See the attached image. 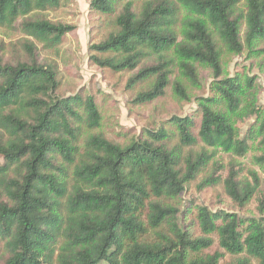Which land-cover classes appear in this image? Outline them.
I'll return each mask as SVG.
<instances>
[{
	"label": "trees",
	"instance_id": "trees-1",
	"mask_svg": "<svg viewBox=\"0 0 264 264\" xmlns=\"http://www.w3.org/2000/svg\"><path fill=\"white\" fill-rule=\"evenodd\" d=\"M64 1L0 0V29L22 37L23 53L6 59L0 41V264H264V198L252 218L196 206L193 232L171 204L206 170L197 189L221 183L238 210L257 194L256 173L242 179L237 165L216 160L247 155L251 138L233 122L256 87L251 77L222 79L218 43L240 54L243 26L248 48L264 44V0H244V11L240 0H89L112 28L89 46V61L130 74L127 89L152 81L133 105L169 86L186 100L170 82L175 68L192 85L196 66L215 79L193 118L171 116L169 128L125 142L99 133L93 96L62 95L57 65L41 61L72 31L46 16Z\"/></svg>",
	"mask_w": 264,
	"mask_h": 264
},
{
	"label": "rangeland",
	"instance_id": "rangeland-1",
	"mask_svg": "<svg viewBox=\"0 0 264 264\" xmlns=\"http://www.w3.org/2000/svg\"><path fill=\"white\" fill-rule=\"evenodd\" d=\"M89 0H65L55 12L46 14L52 23L62 24L72 28L64 40L57 55L41 56V61L54 62L58 68L61 81V94L70 96L74 94L91 95L96 101L101 113V127L98 132L107 139L128 141L140 133L143 128L155 129L159 126L169 128L166 124L171 116L194 117L198 111L199 98L214 96L211 87L215 79L212 72L203 66H196V85L189 83L178 69H173L170 82H179L185 89L187 99H178L169 86L163 98L151 104L133 105L132 100L140 93L150 88L152 81L145 82L137 87L127 89L126 83L130 76L128 73H112L110 70L99 69L89 61L91 44L100 42L112 32L110 24L101 18L97 12L89 7ZM245 1L240 0L239 10L244 11ZM244 27L241 28L243 50L240 54L228 51L218 43L220 54L222 79L236 78L243 80L251 77L256 83L254 90L245 93L243 103L233 122L239 138L249 139L248 153L243 158L219 152L216 160L226 168L235 164L240 169L242 179H250L249 172L258 175L260 184L256 196L244 210L235 208L232 201L224 194L223 185L197 186L210 174L209 170L201 173L197 180L189 184L178 200L171 202L176 205L181 218L182 227L195 228V208L205 206L210 211H227L244 215L246 218L257 216V199L264 198V166L257 164L254 159L264 157V44L248 48L244 44ZM22 37L13 32L0 29V41L5 44V56L14 60L23 55L18 49V42ZM256 51H260L256 53ZM199 121V117H196ZM226 174L222 170V177Z\"/></svg>",
	"mask_w": 264,
	"mask_h": 264
}]
</instances>
